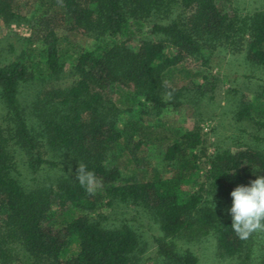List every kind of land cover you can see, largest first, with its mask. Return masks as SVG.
Segmentation results:
<instances>
[{
	"label": "trees",
	"instance_id": "1",
	"mask_svg": "<svg viewBox=\"0 0 264 264\" xmlns=\"http://www.w3.org/2000/svg\"><path fill=\"white\" fill-rule=\"evenodd\" d=\"M32 2L29 20L17 0H0V20L31 28L20 53L0 61V264H144L133 226L92 214L120 203L158 224L153 264H201L176 240L209 234L220 255L251 264L256 233L237 237L228 209L236 186L264 175V150L210 152L198 126L160 131L147 118L178 107L190 91L212 90L188 63L218 48L264 67V8L243 13L231 0ZM143 28L147 35L130 46ZM73 32L95 45L75 47ZM235 118L264 129V88L240 96ZM149 146L162 148L161 168L142 155ZM20 158L57 172L26 187L16 175ZM79 162L95 173L94 195L76 180Z\"/></svg>",
	"mask_w": 264,
	"mask_h": 264
},
{
	"label": "rangeland",
	"instance_id": "2",
	"mask_svg": "<svg viewBox=\"0 0 264 264\" xmlns=\"http://www.w3.org/2000/svg\"><path fill=\"white\" fill-rule=\"evenodd\" d=\"M23 14L29 20L34 13L30 12L34 7L32 0H17ZM233 6L243 13L253 12L264 8V0H231ZM31 28L27 21L7 25L0 20V61H7L20 53L26 45V38L30 35ZM146 28L136 32L129 41V45L136 47L140 38L146 36ZM77 48L92 47L96 40L81 32H73L68 35ZM119 40H122L120 38ZM188 67L194 68L207 76V82L214 84L213 89L204 96L195 92H189L180 97L181 104L176 107L169 104L162 110L159 116L147 118L150 125H159L156 129L162 131L165 128L187 130L198 126L207 139L210 152L215 149L236 150L244 146L264 150V129H257L248 121H239L235 118V110L241 95L254 98L264 88V67L249 63L243 52H231L224 48H218L211 54L208 60H192ZM180 73L178 76H181ZM201 80V78H197ZM117 95V93H116ZM122 120H127L124 114ZM258 136L259 139H255ZM160 147L149 146L143 148L141 153L153 166L161 168ZM27 159L18 161L17 177L21 183L29 187L37 182L52 177L57 169H48L42 164L38 169H33L27 164ZM125 174H132L130 165H122ZM101 213V214H100ZM93 216L110 224L126 222L137 230L143 241L144 251L141 254L144 264H153L156 238L161 236L158 224L153 217L141 208L127 204H115L113 207H104L99 215ZM178 246L182 249H190L201 264H238L236 258L220 255L216 241L212 235H206L198 239H177ZM264 260V233H256L254 261L251 264ZM12 264H29L24 258H20Z\"/></svg>",
	"mask_w": 264,
	"mask_h": 264
},
{
	"label": "clouds",
	"instance_id": "3",
	"mask_svg": "<svg viewBox=\"0 0 264 264\" xmlns=\"http://www.w3.org/2000/svg\"><path fill=\"white\" fill-rule=\"evenodd\" d=\"M76 180L89 195L95 194L98 184L95 173L82 162L78 164ZM230 195L232 205L228 213L232 220L231 228L237 237L247 240L253 233H264V175L257 176L249 185L236 186Z\"/></svg>",
	"mask_w": 264,
	"mask_h": 264
}]
</instances>
